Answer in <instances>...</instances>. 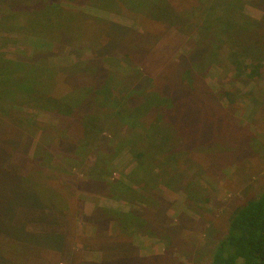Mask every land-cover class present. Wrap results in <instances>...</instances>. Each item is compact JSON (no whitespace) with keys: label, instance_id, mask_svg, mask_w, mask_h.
<instances>
[{"label":"rangeland","instance_id":"374dc122","mask_svg":"<svg viewBox=\"0 0 264 264\" xmlns=\"http://www.w3.org/2000/svg\"><path fill=\"white\" fill-rule=\"evenodd\" d=\"M42 1L0 0V55L7 72L0 84V92L7 91L0 96V179L7 188L21 189L30 181L54 189L64 204L61 210L19 208L15 223L34 234L64 238L59 251L0 235V254L10 264H108L125 251L136 253L139 264H210L234 210L264 192V70L250 80L230 63L241 61L236 43L251 39L235 35L223 53L201 60L198 26L211 0H169L173 25L152 18L137 23L132 11L99 0H54L89 19L115 24L104 23L99 66L90 62L97 49L90 37L50 45L24 34L21 19L15 29L11 26L8 19H17L15 13L29 12ZM233 1L254 20L264 19V0ZM252 47L242 55L264 65V41ZM34 53L40 55L30 58ZM44 60L61 75V94L49 90L14 105L8 96L3 100L20 88L18 74H11L19 69L14 62ZM110 72L122 83L114 91L122 102L117 109L94 102L95 90ZM76 88L84 95L79 106L48 98H64ZM226 90L235 103L229 104ZM147 100L151 106L143 110ZM125 114L137 116L125 123ZM159 123L170 144L159 140ZM138 152L150 170L145 182L134 185L143 191L140 196L114 200L104 182L91 180L107 175L126 182L125 175L138 168ZM132 180L138 182L139 176ZM104 209L133 213L139 221L129 230L127 220V232L117 231Z\"/></svg>","mask_w":264,"mask_h":264},{"label":"trees","instance_id":"16d2710c","mask_svg":"<svg viewBox=\"0 0 264 264\" xmlns=\"http://www.w3.org/2000/svg\"><path fill=\"white\" fill-rule=\"evenodd\" d=\"M168 1L99 0V2H104L105 4L109 3L110 6L122 12L124 10L132 11L135 13L133 20L137 23H144L150 21L152 18L159 23L173 25L172 18H176V16L171 12ZM15 15L17 19H8L14 29L20 23L21 19L24 34L40 39H47L50 45L56 42H62L63 40L70 43L69 39L72 40L75 37L79 41H86L85 37H90L97 47L92 54L93 57L90 59V62L94 61L99 66L103 61L101 58L103 56L102 50L104 44H106V25L104 23H108L109 28L115 25L112 22L93 18L89 19L87 16L84 17L80 12L64 8L59 2H54V0H43L41 3L31 6L29 12H17ZM144 18L146 19L143 20ZM198 28V33L201 34L200 40L203 45L202 49L199 50L201 53L200 56H202L201 60L204 57L209 58L210 54L212 56L216 53L214 57H217L218 53H223V49L227 47V39H231L235 35L251 39V41L236 43L239 46L233 47V49L235 51L241 50L239 55H237L241 61L237 60L235 62L231 59L232 62L230 63L234 69L239 71L240 76L255 81L260 78L264 70V65L254 60L251 55L243 56L242 53H245V55L249 54L250 52L248 51L251 48L252 50L255 48L252 47L253 43L256 45L264 41V19L257 21L249 17L244 12L241 4L233 0H211L210 8L206 12L205 17L200 21ZM234 54H228V58L235 57L236 55L234 56ZM38 55L40 54H31L30 58L37 57ZM217 59L214 61H217ZM214 61L212 60V62ZM45 64V60L40 63L14 62L13 66L19 69L14 72L12 71L11 74H18V76L13 78L19 83L20 88L16 89L13 94L5 95L3 100L9 97V103L14 105L30 101L35 95L42 96L44 93H48L49 90L50 92L61 94V75H59L56 68H49ZM0 69L2 70H0L1 84L5 81L7 73L3 71L5 69V60L1 55ZM178 75L179 77H176V79H180L181 82L183 79L179 73ZM97 78L99 79V75H97ZM121 84L111 72L108 73L94 92V102L100 105H110L112 109L121 107L122 102L118 101L114 96V91L119 90ZM78 89L80 88L74 89L72 94L71 92L67 93L64 98H58L52 95H49L48 98L53 99L57 104L60 101H65L68 103H78L79 106L84 95L80 91H77ZM175 91L177 92V90ZM5 92L7 91H1L0 96ZM231 92L229 90L225 91V96L229 104H233L237 100V98L234 100ZM155 100L161 99L156 97ZM62 105L67 107L65 104ZM150 106V101L147 100L142 109H148ZM134 112L137 114L141 110L140 108H136ZM136 116L135 114H125L121 119L123 122L128 123V120H133ZM164 128L162 124H157V134L163 136L159 140L163 141V144H170L172 138L169 140L164 138ZM102 155L104 154L99 156ZM115 155H112L111 158H114ZM136 158L138 168L133 170L129 175H125L126 182L123 179H114L107 175L105 176L106 178L95 177L96 179L106 180L90 179L97 182H104L108 189L109 197L114 200L128 201L129 198H127V195L131 197L140 196V194H143V191L140 192L134 185L140 186L145 182L146 177L144 175L145 173H149L150 170H147L144 153L138 152ZM103 165L108 166L106 162ZM109 167L112 168V166ZM134 175L139 176L138 182L132 180ZM24 184L26 187L23 188H21L22 186L20 184L21 189L13 187L7 188L8 184H2V180L0 179V235L8 237L7 239L14 243L32 245L37 241L39 244L41 243V246L58 248L59 251L62 250L60 246L63 242L62 238L64 237L61 234H34L28 231L25 225L15 223L16 211L19 208L40 209L50 205L49 208L61 210L60 207L64 205L63 202L58 201L61 199L59 194L54 189H51L50 186L38 182L30 184V181L24 182ZM130 200L133 201L132 199ZM66 207L68 206H64V208ZM104 211L105 217L114 219L113 222H115V229L117 231L127 230V220L130 225L129 230H132L136 226L135 223L139 221V216L133 213H123L110 209H104ZM124 253L123 255L116 256V258L107 259L106 262L108 264H120L121 262L126 264H130L129 262L131 264H139L142 261L136 253L130 251ZM9 262L0 254V264H10ZM210 264H264V192L234 210L229 221L227 235L224 240L219 242L215 251L212 253Z\"/></svg>","mask_w":264,"mask_h":264}]
</instances>
